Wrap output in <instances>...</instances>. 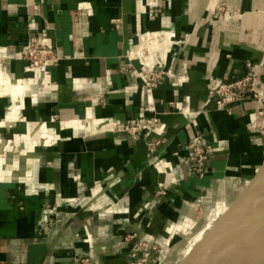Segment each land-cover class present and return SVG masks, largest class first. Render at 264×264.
<instances>
[{"label":"crops","instance_id":"obj_1","mask_svg":"<svg viewBox=\"0 0 264 264\" xmlns=\"http://www.w3.org/2000/svg\"><path fill=\"white\" fill-rule=\"evenodd\" d=\"M30 35L55 50L48 72L12 59ZM247 62L264 95V0H0V264H130L134 231L196 264L239 233L264 205L259 104L217 110L207 90ZM156 63L169 76L148 88ZM152 116L155 149L119 130ZM196 133L213 148L202 177Z\"/></svg>","mask_w":264,"mask_h":264},{"label":"built area","instance_id":"obj_2","mask_svg":"<svg viewBox=\"0 0 264 264\" xmlns=\"http://www.w3.org/2000/svg\"><path fill=\"white\" fill-rule=\"evenodd\" d=\"M12 59L24 62V69L33 75L48 72L58 62V57L54 48L45 44L39 35H30L21 47L13 54ZM247 72L244 76L232 81H222L214 84L207 90L208 96L214 102L217 110L228 111L232 106L245 102L254 101L259 104L257 130L264 140V95L257 87V72L253 70L250 62L246 63ZM144 83L148 88L156 87L160 82L169 76V72L163 65L145 67ZM177 111L185 116L190 115V111L185 110L178 103H170ZM142 111L148 108H142ZM187 114V115H186ZM187 121L189 119L187 118ZM120 132L130 137L142 136L146 140L149 149H155L163 140H153L151 137L160 130L159 120L152 116L145 119L132 118L120 124ZM186 161L188 162L193 175L202 177L207 173V161L212 146L204 140L201 134L196 133L185 145ZM157 195L166 194V187L159 183L156 191ZM125 241L130 244L129 259L130 264H155L159 259H163V264H167V259L171 256L170 248L166 244L156 243L152 238L143 232H129L125 236ZM81 264H87L88 259L84 258Z\"/></svg>","mask_w":264,"mask_h":264},{"label":"water","instance_id":"obj_3","mask_svg":"<svg viewBox=\"0 0 264 264\" xmlns=\"http://www.w3.org/2000/svg\"><path fill=\"white\" fill-rule=\"evenodd\" d=\"M244 225L245 230L210 260L208 258L211 252L202 259L195 255L198 257L196 264H264V205L252 216L239 224L230 226V228ZM225 229L220 235H226L224 234Z\"/></svg>","mask_w":264,"mask_h":264},{"label":"bare ground","instance_id":"obj_4","mask_svg":"<svg viewBox=\"0 0 264 264\" xmlns=\"http://www.w3.org/2000/svg\"><path fill=\"white\" fill-rule=\"evenodd\" d=\"M243 230H245V228H243L242 229V231ZM242 231H240L239 233H241ZM215 235V234H214ZM224 235H222V237H223ZM222 237L219 239V236H218V238L217 239H215V240H217L215 243H214V245L212 246V249L211 250H209L208 252H206L207 254L204 256V257H206L210 252V255H209V258H208V260H210L211 258H213L215 255H217V253H219L231 240V237L229 238V236H227V234H226V236L222 239ZM222 239V240H221ZM214 241V240H213ZM210 242V241H209ZM208 242V243H209ZM211 242H212V240H211ZM219 242H220V244H219ZM207 243V244H208ZM210 244V243H209ZM219 244V245H218ZM207 247V246H206ZM209 247H211V245L209 246ZM207 260V261H208Z\"/></svg>","mask_w":264,"mask_h":264},{"label":"rangeland","instance_id":"obj_5","mask_svg":"<svg viewBox=\"0 0 264 264\" xmlns=\"http://www.w3.org/2000/svg\"><path fill=\"white\" fill-rule=\"evenodd\" d=\"M246 228V227H244ZM242 231V230H241ZM239 233H237L236 235H234L230 240H232L233 238H235ZM162 259V258H161ZM167 259V264H174L173 261L171 260V258H166ZM162 261H165V260H162ZM163 264V263H162Z\"/></svg>","mask_w":264,"mask_h":264}]
</instances>
